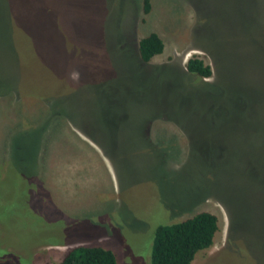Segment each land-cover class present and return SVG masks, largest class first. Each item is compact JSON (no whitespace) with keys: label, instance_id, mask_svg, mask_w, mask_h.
I'll return each instance as SVG.
<instances>
[{"label":"rangeland","instance_id":"374dc122","mask_svg":"<svg viewBox=\"0 0 264 264\" xmlns=\"http://www.w3.org/2000/svg\"><path fill=\"white\" fill-rule=\"evenodd\" d=\"M149 5L0 0V264H149L154 229L202 211L190 264H264V0Z\"/></svg>","mask_w":264,"mask_h":264},{"label":"trees","instance_id":"16d2710c","mask_svg":"<svg viewBox=\"0 0 264 264\" xmlns=\"http://www.w3.org/2000/svg\"><path fill=\"white\" fill-rule=\"evenodd\" d=\"M142 14L149 12V0H141ZM138 56L143 65L160 55L163 43L155 33L138 41ZM185 70L200 80L211 76L210 67L196 57L189 58ZM217 219L209 212H198L180 222L157 226L152 235L149 264H190L194 255L212 246ZM59 264H116L113 253L100 247L70 249Z\"/></svg>","mask_w":264,"mask_h":264}]
</instances>
